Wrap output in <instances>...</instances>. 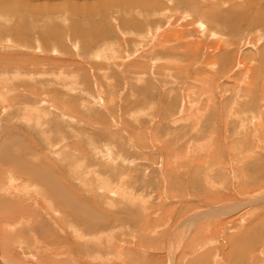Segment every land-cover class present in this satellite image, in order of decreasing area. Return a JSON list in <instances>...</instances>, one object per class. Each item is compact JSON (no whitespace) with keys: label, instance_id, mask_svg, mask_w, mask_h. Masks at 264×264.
Segmentation results:
<instances>
[{"label":"rangeland","instance_id":"1","mask_svg":"<svg viewBox=\"0 0 264 264\" xmlns=\"http://www.w3.org/2000/svg\"><path fill=\"white\" fill-rule=\"evenodd\" d=\"M156 2L0 0V264H264V2Z\"/></svg>","mask_w":264,"mask_h":264},{"label":"bare ground","instance_id":"2","mask_svg":"<svg viewBox=\"0 0 264 264\" xmlns=\"http://www.w3.org/2000/svg\"><path fill=\"white\" fill-rule=\"evenodd\" d=\"M213 0H211V2H212ZM219 1H222V0H219ZM251 1V7H258V6H260L261 5V2H264V1H259V0H250ZM150 2V1H149ZM155 2H156V0H155ZM175 2V1H174ZM182 2V1H181ZM209 2H210V0H209ZM214 2H216L217 3V1H214ZM228 2V1H227ZM249 2V1H248ZM157 3V2H156ZM222 3V2H221ZM250 3V2H249ZM152 4V3H151ZM162 4V3H161ZM238 4V3H237ZM184 5V4H183ZM226 5V4H225ZM156 6V5H155ZM198 7V6H197ZM222 7V6H221ZM156 8V7H155ZM146 9H148V8H146ZM161 9V8H160ZM251 9V8H250ZM241 10V9H240ZM153 11V10H152ZM219 11H221V10H219ZM218 11V12H219ZM247 13H249V12H247ZM203 14V13H202ZM229 14V13H228ZM260 15H262V14H260ZM208 16V15H207ZM206 16V17H207ZM205 17V16H204ZM214 19V18H213ZM249 19V18H248ZM256 20V19H255ZM233 24V23H232ZM201 28V27H200ZM211 34V33H210ZM223 49V48H222ZM262 194H264V193H261V195L259 196V195H256V196H254V198H252V200H249V201H247V203H246V205H247V207L249 206H253L254 204H256L257 202L258 203H260V201L259 200H261V199H263L264 198V195H262ZM257 199H259V200H257ZM240 208H238V207H236V210H239ZM213 212H215V211H213ZM221 212V210L220 211H218V214ZM223 212V211H222ZM221 212V213H222ZM213 214V213H212Z\"/></svg>","mask_w":264,"mask_h":264}]
</instances>
